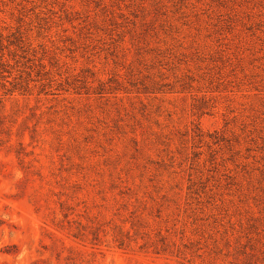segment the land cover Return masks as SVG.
<instances>
[{
  "label": "rangeland",
  "instance_id": "rangeland-1",
  "mask_svg": "<svg viewBox=\"0 0 264 264\" xmlns=\"http://www.w3.org/2000/svg\"><path fill=\"white\" fill-rule=\"evenodd\" d=\"M175 72L191 88L131 86ZM262 137L264 0H0V264H187L151 241L264 216Z\"/></svg>",
  "mask_w": 264,
  "mask_h": 264
},
{
  "label": "trees",
  "instance_id": "trees-1",
  "mask_svg": "<svg viewBox=\"0 0 264 264\" xmlns=\"http://www.w3.org/2000/svg\"><path fill=\"white\" fill-rule=\"evenodd\" d=\"M4 60V57L1 58ZM1 60V61H2ZM177 71V70H176ZM158 78V76H157ZM174 82L172 83H166L164 80L166 78H160L162 80L156 81L155 79L151 78L150 76H145L144 79L140 80L138 79L135 83H132L131 86L137 90L138 95H156V94H172V93H178L174 92V89L178 86L181 88V90H186L188 88H191V81L192 78L189 77H180L178 75V72H175L173 74ZM168 79V78H167ZM33 81V80H32ZM30 82V81H29ZM46 86V85H45ZM165 87H171L169 89L170 92H163V88ZM26 92H30V83L27 82L26 85ZM128 94H131L132 92H127ZM47 94V93H46ZM122 102V101H121ZM123 106V109H125V106ZM127 127V125H126ZM132 132L135 133L137 128L135 126H131ZM162 138H164V135H158L157 140L160 141ZM262 141L264 142V138L262 137ZM136 142V139H135ZM219 142H216L218 144ZM170 148V147H169ZM249 150V149H248ZM138 151V150H137ZM218 152V151H217ZM237 153L240 151H236ZM190 155V154H189ZM188 153L185 155V166L188 167V169L191 171L189 174V186L187 188L188 195L198 196L197 199H200L202 196L200 194H204L206 185L203 181L204 172H205V166L206 164L202 163V158L200 153H192V156L189 157ZM175 157L171 156L170 160L174 162ZM216 159V158H215ZM211 165H215L214 163H211ZM162 167V165H159ZM238 167V166H236ZM232 172L229 168L226 169V172ZM130 173L127 172L126 178H128V175ZM195 177V179H194ZM151 178V177H150ZM119 183L121 186L118 187L119 194L125 198L127 197L129 200L135 199V203H140V205L146 204L145 201H140L138 196L135 198V193L132 191H137L136 188L129 187L127 184L129 183L128 179H124L123 177L118 178ZM150 182L153 180L150 179ZM208 182V181H207ZM176 186L179 187L180 181L175 182ZM164 185V184H163ZM150 187H156V184L152 186H140V188H143L146 190L144 192V195H150L151 192L149 191ZM164 188V187H163ZM212 191V190H211ZM134 195V196H133ZM206 196V195H205ZM165 195L162 196V199H165ZM145 202V203H144ZM155 202V201H154ZM199 203V201H198ZM221 204H224V200H220ZM158 205V203H156ZM164 205V204H163ZM214 207H218V204H216ZM162 207L158 210V216L157 218L160 220H164L162 216ZM133 217L131 230H135L137 227L136 224L139 225V230L141 228V225H143L142 218L144 217V212L140 213L139 215L131 212ZM213 216V215H212ZM199 219H195V222H197ZM203 220V219H200ZM136 221V223H134ZM188 221H185L184 224L181 226L182 231V243L180 245H177L176 242H170L167 240L166 237L161 236L160 239L156 241H151L150 245L151 247H155L156 254L163 253H169L171 255H175L177 258L183 260L187 264H217L214 262L217 255H220L223 249H227L228 253L226 254V257L229 259L231 256L237 255L233 260L239 261L238 259L240 257H243V264H264V216L262 217H256L253 216L250 220L243 223L241 222L238 225V228L235 226L232 227V230L229 232L226 230V228L223 231L221 230L223 224H220L219 226H216L214 228V232L211 234H208L205 236L206 232L203 231L202 227L196 226L190 233L194 237H199V240L197 243L194 241L192 242V239H188V243H183L184 238L187 236L188 233ZM196 223H193L192 226H195ZM221 226V228H220ZM142 228H145L142 226ZM216 230V231H215ZM213 231V230H210ZM202 232V233H201ZM144 236L147 235V233H142ZM129 239V238H128ZM149 239V238H148ZM191 240V241H190ZM202 240H205L204 246L201 244ZM208 242L211 243L212 248L209 250H204L208 248ZM207 245L205 246V244ZM125 242H122L120 246H124ZM206 247V248H205ZM231 252H233L231 254ZM217 258V257H216ZM218 259V258H217ZM197 260L200 261L197 263ZM230 264H234V262H229Z\"/></svg>",
  "mask_w": 264,
  "mask_h": 264
}]
</instances>
